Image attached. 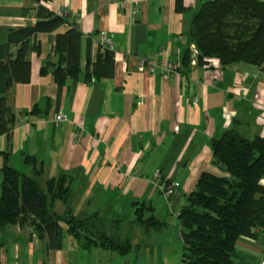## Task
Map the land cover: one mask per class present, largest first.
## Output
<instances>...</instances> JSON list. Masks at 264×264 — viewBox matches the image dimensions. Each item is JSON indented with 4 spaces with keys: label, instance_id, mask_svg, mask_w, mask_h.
<instances>
[{
    "label": "crops",
    "instance_id": "1",
    "mask_svg": "<svg viewBox=\"0 0 264 264\" xmlns=\"http://www.w3.org/2000/svg\"><path fill=\"white\" fill-rule=\"evenodd\" d=\"M176 1H42L77 24L81 77L62 87L49 72L41 73L55 61L56 34L69 26L36 35L38 49L27 57L29 79L9 89L0 169L6 158L12 168L31 175L29 156L43 169L42 186L52 176L68 175L82 234L129 241L131 249L122 255L82 248L84 242L68 234V221L62 223L58 248L28 223L7 225L0 229V264H183L178 213L201 173L222 174L212 162L211 141L231 129L249 139L264 137V71L244 63L223 67L218 61V68L180 63L165 80L151 75L149 66L163 59L181 62L192 45L186 32L204 0H180L183 12L175 10ZM37 8L33 0H0V43L10 30L33 27ZM103 33L113 42V76L86 81V47L94 58ZM16 48L11 45L9 54ZM134 77L142 96L130 93ZM56 114L68 123L55 122ZM157 170L176 184L169 199L157 192ZM139 205L141 218L153 216L157 225L133 223ZM54 211L62 215L65 206L55 202ZM236 247L237 264H264L260 240L239 239Z\"/></svg>",
    "mask_w": 264,
    "mask_h": 264
},
{
    "label": "trees",
    "instance_id": "2",
    "mask_svg": "<svg viewBox=\"0 0 264 264\" xmlns=\"http://www.w3.org/2000/svg\"><path fill=\"white\" fill-rule=\"evenodd\" d=\"M33 1L38 3L34 26L10 30L7 41L0 43V114H3L0 116V135L9 130L3 116L9 112L10 87L29 79L27 57L38 49L33 41L37 34L54 33L69 26L63 34H56L55 61L48 62L41 73L49 72L54 82L62 87L81 77L82 34L77 24L41 5L42 1L50 0ZM175 10L183 12L180 0L175 2ZM186 37L196 48L198 66H203L205 58H215L223 67L244 63L264 71V1L204 0L190 21ZM11 45L17 46L13 54L8 52ZM190 52L186 49L181 56L183 68L191 62ZM114 55V50L99 44L93 58L88 44L84 79L112 78ZM211 155L213 164L222 174L201 173L178 213L182 263L237 264L239 239L260 240L264 256V137L249 139L234 129L227 130L211 141ZM27 162L31 175L15 170L4 158L0 169V229L28 223L39 235H47L51 248H58L62 240V223L68 221V234L75 240L81 239L84 242L82 248L100 247L122 255L130 251L129 241L121 242L104 234L95 238L82 234L77 226L82 219L74 217L71 208L74 193L67 184L69 176L64 173L52 176L42 186L41 165L37 166L29 156ZM55 202L65 206L62 215L54 211ZM140 209L136 208L133 223L157 225L153 216L143 220ZM88 220H92V216Z\"/></svg>",
    "mask_w": 264,
    "mask_h": 264
},
{
    "label": "built area",
    "instance_id": "3",
    "mask_svg": "<svg viewBox=\"0 0 264 264\" xmlns=\"http://www.w3.org/2000/svg\"><path fill=\"white\" fill-rule=\"evenodd\" d=\"M99 44L105 48L113 50V42L111 38H109L104 33L99 38ZM190 51L192 53L191 64L194 65L196 64L195 56L197 54V51L195 50L193 45L190 46ZM203 62L204 63L202 67L204 68H208V67L218 68L219 67L218 60L215 58H205ZM179 67H180V62L172 63L168 61L167 59H163L158 64H153L149 66L148 72L153 76H158L161 74V79L165 80L168 78L170 74L175 73ZM141 70L142 69H139V71ZM130 78H131L130 76L128 75L126 76V79H130ZM134 78H136V80L134 81L135 83L133 84L132 90L130 91V93L136 94L138 96H142V91L140 90V85L137 81V77H134ZM193 104L196 105V102H193ZM54 121L62 122L64 124L68 123V120L64 118L63 116H61L60 114L55 115ZM263 122H264V119H263ZM77 136H78V133L76 132L73 133L72 139L76 140ZM154 173H155L154 174L155 180H157V184H156L157 192L166 199L171 198L174 195L176 184L173 182H167L165 179H163L158 170L155 171Z\"/></svg>",
    "mask_w": 264,
    "mask_h": 264
},
{
    "label": "rangeland",
    "instance_id": "4",
    "mask_svg": "<svg viewBox=\"0 0 264 264\" xmlns=\"http://www.w3.org/2000/svg\"><path fill=\"white\" fill-rule=\"evenodd\" d=\"M138 208H141L140 210L144 211V210L142 209L141 205H139ZM144 213H145V212H144ZM144 217H145V216H144ZM145 219H146V218H145Z\"/></svg>",
    "mask_w": 264,
    "mask_h": 264
}]
</instances>
